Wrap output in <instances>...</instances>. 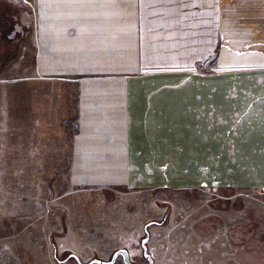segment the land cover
Here are the masks:
<instances>
[{"label":"crops","instance_id":"1","mask_svg":"<svg viewBox=\"0 0 264 264\" xmlns=\"http://www.w3.org/2000/svg\"><path fill=\"white\" fill-rule=\"evenodd\" d=\"M1 1L39 78L76 86V182L153 185L160 134L184 133L218 186L264 189V0Z\"/></svg>","mask_w":264,"mask_h":264},{"label":"rangeland","instance_id":"2","mask_svg":"<svg viewBox=\"0 0 264 264\" xmlns=\"http://www.w3.org/2000/svg\"><path fill=\"white\" fill-rule=\"evenodd\" d=\"M3 3L0 264H78L61 261L64 253L75 252L84 261L109 259L119 247H126L134 262L146 264L140 238L151 220L157 221L149 227L147 242L154 264H264V189L218 186L215 167L207 174L198 165L200 144L186 147L184 133L170 141L160 134L161 165L153 185L76 182L69 158L76 86L39 78L34 37L23 34L22 21L17 25L8 19L14 8ZM162 84L161 79L160 94L166 95ZM167 142L177 146L175 158L170 154L173 166L166 164ZM113 264L124 263L119 257Z\"/></svg>","mask_w":264,"mask_h":264},{"label":"water","instance_id":"3","mask_svg":"<svg viewBox=\"0 0 264 264\" xmlns=\"http://www.w3.org/2000/svg\"><path fill=\"white\" fill-rule=\"evenodd\" d=\"M156 223H157L156 220L147 221L143 225L144 235L140 238V246L142 248V255L146 259L147 264H154V259L148 249L147 242L150 238L149 227ZM54 255H56V251H54ZM119 257L121 258L124 264H140V263L134 262L131 259L130 252L126 247H119L115 249L110 255L109 259H102L100 257L95 256V257L88 259L87 261H84L81 259V257L77 253L70 251L64 254V257L61 259V261H67L69 259H73L78 264H113L116 261V259Z\"/></svg>","mask_w":264,"mask_h":264},{"label":"flooded vegetation","instance_id":"4","mask_svg":"<svg viewBox=\"0 0 264 264\" xmlns=\"http://www.w3.org/2000/svg\"><path fill=\"white\" fill-rule=\"evenodd\" d=\"M146 260V259H145ZM146 264H147V261H146Z\"/></svg>","mask_w":264,"mask_h":264},{"label":"trees","instance_id":"5","mask_svg":"<svg viewBox=\"0 0 264 264\" xmlns=\"http://www.w3.org/2000/svg\"><path fill=\"white\" fill-rule=\"evenodd\" d=\"M65 253H66V252H65ZM65 253H64V254H65Z\"/></svg>","mask_w":264,"mask_h":264}]
</instances>
